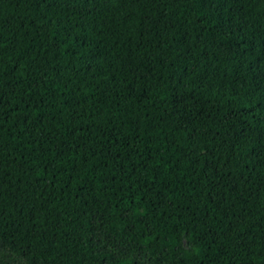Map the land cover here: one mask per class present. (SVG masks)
Returning <instances> with one entry per match:
<instances>
[{
    "label": "trees",
    "instance_id": "1",
    "mask_svg": "<svg viewBox=\"0 0 264 264\" xmlns=\"http://www.w3.org/2000/svg\"><path fill=\"white\" fill-rule=\"evenodd\" d=\"M0 264H264V0H0Z\"/></svg>",
    "mask_w": 264,
    "mask_h": 264
}]
</instances>
